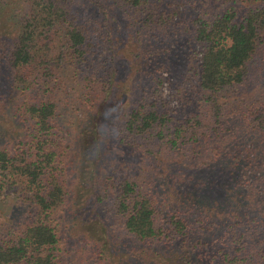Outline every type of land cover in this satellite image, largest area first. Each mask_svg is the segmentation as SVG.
Returning <instances> with one entry per match:
<instances>
[{"label":"trees","instance_id":"16d2710c","mask_svg":"<svg viewBox=\"0 0 264 264\" xmlns=\"http://www.w3.org/2000/svg\"><path fill=\"white\" fill-rule=\"evenodd\" d=\"M30 1L39 10L38 16L14 37L9 59L12 83L24 97L17 110L29 123L30 140L15 152H0V172L4 177L2 185L19 191L31 208V215L24 226L0 235V264H59L57 214L69 203L68 179L62 167L67 138L61 130L63 124L74 122L65 120V116H70L68 104L62 108L57 99L49 97L57 92L46 95L50 92L49 78H59L61 82H52L58 87L64 83L69 94L77 91L87 108H93L101 99L100 94L95 95L98 83L109 80L110 87L114 81L113 72L101 65L110 50L108 26L104 22L94 19L92 13H84L81 18L82 12L73 10L71 0ZM109 1L139 19L138 35L147 37L148 42L179 40L176 34L182 31L181 23L174 20L175 11L168 10L174 3ZM195 24L191 31L196 43L194 110L182 119L172 115L164 97V67H160L152 75L151 84L125 113L123 133L145 152L160 150L166 140L171 152L184 147L195 149L198 155L196 149H201L205 166L217 167L221 173L229 169L227 173L235 174L234 185L222 191L219 203L192 194L182 203L175 202L166 214L163 206L168 202L152 189L153 181L145 180L146 185L130 177L118 185L113 183V204L125 230L138 242L182 240L184 247L188 243L193 250L203 249L209 246V231L218 228L224 230L218 251L222 264H264V96L248 106L237 127H231L224 119L227 101H223L229 92L247 83L255 58L264 50V0L243 15L232 8L208 20L197 16ZM151 46L155 50V44ZM100 47L105 52L97 54L95 50ZM151 50L147 54L154 59ZM103 70L108 74L101 77ZM174 121L186 129L172 126ZM239 127L241 137L235 138L232 131L237 133ZM228 136L235 141L240 139V146L232 150L227 147L223 152L228 155L222 158L219 149ZM211 153L223 161L211 164ZM211 175L212 171L210 179ZM201 181H206V177ZM238 185L243 188H238L236 195ZM204 189L198 183L194 190L199 194ZM212 202L219 204L220 210L209 207L204 211L207 206L218 207ZM217 219L221 223L215 228L216 223L211 220ZM200 224L204 229L208 224L209 231H197Z\"/></svg>","mask_w":264,"mask_h":264},{"label":"rangeland","instance_id":"374dc122","mask_svg":"<svg viewBox=\"0 0 264 264\" xmlns=\"http://www.w3.org/2000/svg\"><path fill=\"white\" fill-rule=\"evenodd\" d=\"M71 1L73 10L82 12L81 18L84 13H92L94 19L108 26L110 50L101 65L109 73L113 72L114 81L110 87L109 80L105 84L99 82L95 95L100 94L101 99L93 104V108H87L77 91L69 94L64 83L58 87L52 82L57 77L49 78L50 92L46 95L57 92L49 97L57 99L62 108L68 104L70 116H65V120L67 123L74 122V125L63 124L61 130V135L67 138L62 167L68 179L69 203L57 214L59 264H222L218 251L222 247L220 241L224 230L216 228L221 223L218 219L211 220L216 223V229L212 228V231H209L208 224L205 229L201 224L196 228L197 231H209L206 239L209 246L203 249L193 250L188 243V247H184L182 240L174 243L138 242L127 233L123 219L114 207L113 183L118 185L121 180L130 177L146 185L148 181L145 180L153 181L152 189L168 202L163 206L166 214L175 202L182 203L192 194L198 199L205 196V200L209 198L208 201L218 200L219 203L225 189L234 185L235 174L227 173L229 169L221 173L217 167L205 166L201 149H196L198 155H195V149L186 150L184 147L171 152L170 143L166 140L160 150L145 152L137 146L138 142L129 140L123 133V125L125 113L151 84L152 75L160 67H164V97L172 115L182 119L194 110L197 90L193 75L196 64L193 49L196 43L191 31L196 27V17L208 20L232 8L243 15L259 0H167V3L175 4L168 10L175 11L174 20L181 23L182 30L176 34L179 40L172 43L170 40L167 43L148 42L147 37H140L139 19L109 0ZM176 10L179 11L177 16ZM37 11L30 0H0V152H15L29 138V123L17 110L24 97L12 83L9 59L14 37L36 19ZM101 43L104 47L105 43ZM152 44H155V50H151ZM102 47L95 50L97 54L105 52ZM147 50L154 53V59L149 58ZM106 74L108 72L103 70L100 76ZM80 79H83L82 75ZM55 80L61 82L59 78ZM263 96L264 50L255 58L247 83L229 92L223 100L227 101L224 119L231 127H237L242 113ZM172 126H181V123L174 121ZM184 129L186 127L182 125L181 130ZM240 129L237 133L232 131L235 138L241 137ZM229 136L219 149L222 158L228 155L223 152L227 147L232 150L240 146V139L235 141ZM211 156V164L223 161L214 153ZM211 171L213 176L210 179ZM205 177L206 181H201ZM2 178L0 172V235L3 236L24 226L30 218L31 208L18 190L11 191L2 185ZM198 183L205 187L199 194L194 190ZM238 188L243 187L238 185L234 192L236 195ZM79 201L82 202L80 205ZM212 203L218 207L207 206L203 210L210 207L219 211V204Z\"/></svg>","mask_w":264,"mask_h":264},{"label":"clouds","instance_id":"9594fccd","mask_svg":"<svg viewBox=\"0 0 264 264\" xmlns=\"http://www.w3.org/2000/svg\"><path fill=\"white\" fill-rule=\"evenodd\" d=\"M109 111H112V109H109Z\"/></svg>","mask_w":264,"mask_h":264}]
</instances>
